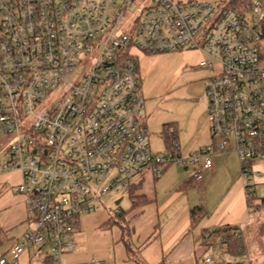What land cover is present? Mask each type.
I'll return each instance as SVG.
<instances>
[{
  "label": "built area",
  "instance_id": "2783aa9c",
  "mask_svg": "<svg viewBox=\"0 0 264 264\" xmlns=\"http://www.w3.org/2000/svg\"><path fill=\"white\" fill-rule=\"evenodd\" d=\"M186 48L213 69L212 142L183 157L152 148L138 53ZM231 144L253 196L264 163V0H0V174L20 173L15 191L32 221L0 264L45 245L43 264H67L82 211L175 162L193 163L202 180Z\"/></svg>",
  "mask_w": 264,
  "mask_h": 264
},
{
  "label": "rangeland",
  "instance_id": "374dc122",
  "mask_svg": "<svg viewBox=\"0 0 264 264\" xmlns=\"http://www.w3.org/2000/svg\"><path fill=\"white\" fill-rule=\"evenodd\" d=\"M215 4L225 5L229 0H212ZM196 49H183L172 52L147 54L139 52V65L142 75V92L146 99V110L144 121L148 126L150 142L152 148L160 153L167 152V145L162 133L164 124L173 120L179 121L180 148L178 153L187 157L195 151L197 141L204 138L206 132L211 133L209 123V102L207 97L206 84L208 78L212 75L213 69L203 68L199 65L200 56ZM201 56V57H202ZM78 70L68 75L69 79L76 80ZM207 98V115H204L203 101ZM231 144L230 148H232ZM259 163L260 174L259 182L254 185V193L261 196L264 193V163ZM165 173L145 172L144 182L139 184L132 193L111 192L97 203L95 210L82 211L79 215L80 228H76L70 235L74 238V233H81L86 240V249L91 252L98 249L100 252H109L115 250L119 254L124 249L126 243L133 248L142 246L146 241V234L152 227L158 225L164 228L169 224V214L179 212L183 214L184 204L188 200L204 195L202 186L196 181L193 186L182 187V181L185 178H195V167L193 163H172ZM148 173V174H147ZM228 172L222 173L210 190V195L214 196L218 187H226L228 183ZM172 175L180 178L176 181ZM159 176V177H158ZM165 176V179L163 177ZM158 177V178H156ZM162 179V180H161ZM239 180L244 186V180L239 171ZM21 181V175L15 170H5L0 174V184H7L8 191L16 192L15 186ZM254 181V178L252 179ZM1 189V185H0ZM145 193L149 198H154L155 192L159 195V205L172 195H177L171 205L161 208L162 213L157 212L155 201L148 202L141 213L140 208L135 206L132 210V195ZM18 193V192H16ZM20 194V193H19ZM22 195V194H21ZM119 204L116 199L121 198ZM2 202V200L0 201ZM122 212L124 218L117 215L115 211ZM186 209V208H185ZM15 211V208L8 209ZM11 211L7 212L4 208L0 209V247L12 240L15 230L8 229L9 220L11 221ZM112 224H109V221ZM157 225V226H158ZM9 231V234L6 232ZM244 243V241H243ZM134 249H128V255L137 257ZM241 252L240 254H243ZM76 255V251L64 253V259L67 261L70 257Z\"/></svg>",
  "mask_w": 264,
  "mask_h": 264
},
{
  "label": "crops",
  "instance_id": "0c3cea01",
  "mask_svg": "<svg viewBox=\"0 0 264 264\" xmlns=\"http://www.w3.org/2000/svg\"><path fill=\"white\" fill-rule=\"evenodd\" d=\"M201 56L202 59L203 56ZM207 106V98H205L203 101L205 116L208 112ZM170 123L176 129L180 148V123L178 120H173ZM211 142V133L206 132L205 129L203 141L200 139L199 142L197 141L195 151ZM212 158L213 166L204 171L202 180H194L191 177L185 178L179 187L181 189L185 181L191 179L190 186H193V182L196 181L202 186L204 195L192 200L189 199L186 205H183L182 215L179 212H171L168 215L171 221L169 220V224L164 228L160 224L158 225V221H156V226L147 232L146 241L142 246L135 249L123 240L125 247L119 254H116L115 250L106 253L95 249L91 252L86 249L85 237L76 232L73 238L75 247L72 250L76 251V255L65 262L67 264H225L227 262L232 264H264V203L262 202V195H254L248 201L244 186L239 180L240 165L235 150L229 148L226 151L216 152ZM256 166L259 167V163ZM167 168L163 173L168 170ZM148 171L153 173L152 170L146 172ZM224 172H228L229 185L218 187L215 195L211 196L210 190L214 186L215 180ZM173 176L177 182L180 181L176 175H172L169 179H172ZM141 179L140 184L144 182V173ZM0 185V201L2 200L0 209L4 208L10 212L11 210L8 209L15 208V211H11V216H9L12 220H9L7 225L8 229L15 230V234L12 240H8L6 244L0 247V256L4 255L11 259V247L32 226V221L28 215L24 196L14 191H8L9 187L6 188L7 184L5 183ZM176 197L177 195H172L163 200L161 206L158 202L159 195L156 192L154 198H148L150 199L149 202L155 201L157 203L156 210L159 214V212L162 213L161 208L171 205ZM198 204L203 205L206 212L199 219L193 221L191 209ZM228 224L239 226L237 232L241 234L244 241V253L241 257H238V254L232 255L226 249L223 239L229 231L219 228ZM77 228H80V223ZM6 234H9V231ZM128 249H134L137 257L129 256ZM48 250L47 245L41 249L25 250L18 256V264H43L47 259ZM207 258H211V260L207 261Z\"/></svg>",
  "mask_w": 264,
  "mask_h": 264
},
{
  "label": "trees",
  "instance_id": "16d2710c",
  "mask_svg": "<svg viewBox=\"0 0 264 264\" xmlns=\"http://www.w3.org/2000/svg\"><path fill=\"white\" fill-rule=\"evenodd\" d=\"M238 0H229V3H237ZM244 1H249V0H244ZM163 135H164V140L166 142L167 145V150H170L172 152H178L179 146H178V136L176 133V129L174 128V126L171 123H165L164 124V128L162 131ZM170 164L164 166L163 171H165V169L169 166ZM191 179H188L185 181V183L183 184V187L187 188L191 185ZM137 187V185H134L131 190L130 193H132L134 191V189ZM255 195V193H253V196ZM253 196H247L248 201H250ZM132 199H133V203L131 208L129 209L132 210L135 206L139 207L140 210L138 213H141L143 211V207L150 201V199L147 197V195L143 192L138 193V194H134L132 195ZM206 212L205 208L203 205L198 204L195 205L194 207H192L191 209V218L193 221H196L197 219H199L204 213ZM118 216H121L122 218H124V215L122 214V212H117ZM113 222H116V220H111L109 221V224H112ZM77 227L79 226V221L77 222ZM221 230L224 231H229V233L226 235V237L224 238V243L226 244V249L229 253H231L232 255H236L239 254L241 252L244 251V243H243V238L241 237V234L238 231L239 226L238 225H224L221 228H219ZM238 233V235H237Z\"/></svg>",
  "mask_w": 264,
  "mask_h": 264
},
{
  "label": "water",
  "instance_id": "95a60500",
  "mask_svg": "<svg viewBox=\"0 0 264 264\" xmlns=\"http://www.w3.org/2000/svg\"><path fill=\"white\" fill-rule=\"evenodd\" d=\"M120 200H121V199H118V200L116 201V203L119 204Z\"/></svg>",
  "mask_w": 264,
  "mask_h": 264
}]
</instances>
